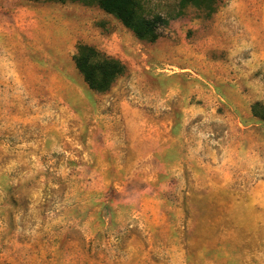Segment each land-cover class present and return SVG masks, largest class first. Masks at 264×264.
Wrapping results in <instances>:
<instances>
[{"label":"rangeland","instance_id":"obj_1","mask_svg":"<svg viewBox=\"0 0 264 264\" xmlns=\"http://www.w3.org/2000/svg\"><path fill=\"white\" fill-rule=\"evenodd\" d=\"M0 0V264H264V0ZM122 60L109 90L75 63Z\"/></svg>","mask_w":264,"mask_h":264},{"label":"trees","instance_id":"obj_2","mask_svg":"<svg viewBox=\"0 0 264 264\" xmlns=\"http://www.w3.org/2000/svg\"><path fill=\"white\" fill-rule=\"evenodd\" d=\"M66 2L68 0H56ZM82 1L88 5L96 4L106 12L115 15L123 24L134 32L141 40L154 42L161 33V27L168 20L161 14L147 16L143 12L142 0H72ZM216 0H181L183 5L214 7ZM75 63L84 75L85 81L92 90L105 92L127 71L125 63L101 51L95 45L80 42L75 55ZM254 115L264 119V105L256 102L253 106Z\"/></svg>","mask_w":264,"mask_h":264}]
</instances>
